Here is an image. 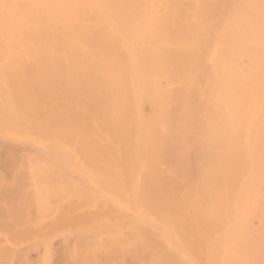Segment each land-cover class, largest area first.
Returning a JSON list of instances; mask_svg holds the SVG:
<instances>
[{"label":"bare ground","instance_id":"obj_1","mask_svg":"<svg viewBox=\"0 0 264 264\" xmlns=\"http://www.w3.org/2000/svg\"><path fill=\"white\" fill-rule=\"evenodd\" d=\"M0 264H264V0H0Z\"/></svg>","mask_w":264,"mask_h":264}]
</instances>
